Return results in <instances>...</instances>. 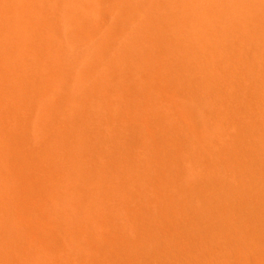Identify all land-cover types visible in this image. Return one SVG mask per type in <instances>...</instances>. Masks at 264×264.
Returning <instances> with one entry per match:
<instances>
[{
    "label": "bare ground",
    "instance_id": "bare-ground-1",
    "mask_svg": "<svg viewBox=\"0 0 264 264\" xmlns=\"http://www.w3.org/2000/svg\"><path fill=\"white\" fill-rule=\"evenodd\" d=\"M49 3L38 0L32 7L48 10ZM90 3L79 4L77 19L84 17L83 9L108 5ZM29 7L28 0H0V9ZM22 35L0 39V264H264V122L256 120L264 112V94L253 86L255 100L223 97L234 91L233 73L238 76L245 61L224 68L204 65L199 72L197 62L209 61L212 50L220 53L215 42L212 48L193 44L190 34L143 39L150 46L139 50L141 59L130 69L141 76L107 82L96 62L112 39H102L97 61L79 66L94 87L70 106L63 99L77 80L72 86L58 51L37 76L15 70L19 62L6 45L25 54L26 69L27 55H43L41 43L55 48L48 36ZM163 48L171 55L169 66L160 69ZM186 58L203 86L201 99L219 96L227 118L235 114L236 122L213 130L217 138L232 135L233 142L210 150L200 137L207 108L180 85L177 66ZM243 183L241 197L227 199ZM195 196L204 204L193 205ZM244 196L247 210L236 205Z\"/></svg>",
    "mask_w": 264,
    "mask_h": 264
},
{
    "label": "rangeland",
    "instance_id": "rangeland-1",
    "mask_svg": "<svg viewBox=\"0 0 264 264\" xmlns=\"http://www.w3.org/2000/svg\"><path fill=\"white\" fill-rule=\"evenodd\" d=\"M17 1L20 2V0ZM61 1L63 2V4H61ZM94 1L95 0H49L50 3L48 5H51L48 7L49 9L42 10L32 7L38 4V0H28L31 7L26 10L12 11L7 9H0V39H12L14 36L23 37L22 34H36L48 36L47 39L56 40V43L54 45L55 48L53 49H45L44 44L41 43L43 55H38L35 53L27 55L26 58L28 59L29 63L27 69L23 67L21 63L23 61V58H25V54L21 51L14 50L10 45H6L5 49L9 51L10 55L15 61L19 62L15 65V70L17 72L27 71L28 74L37 76L41 72L40 68L43 62H45L49 57H51V55L55 54L58 51L60 57H58L59 59L64 60L65 62L67 59H69L71 62H73L72 65L71 62L67 60L66 64H64V61L59 60L60 64H62V66L60 65L61 68L64 69L65 72L67 71V74L69 73V76L72 80V86L75 85L74 83L76 80L77 81L75 87L81 85L83 86L81 88H70L69 96L64 97V102L69 104L70 106H73L78 100V96L80 97L81 94L85 90H87L89 86L94 87V83H92L91 85V82L87 81V83L86 80H84L86 79L85 76L80 73V69L82 71L83 68L80 67H83L85 64H88L90 62L97 61L99 50L101 49V47H103L102 39L112 40L110 41V43H106L108 45V48L106 47L105 51L101 53L103 54L101 58L102 60L96 62L99 64L97 70L100 71L98 72L100 74L98 75L109 76H106L107 82H109V79L113 81L114 78L115 82L117 80V83H128L134 80V78L141 76L134 74L135 72H131L130 69H134L133 64H135L136 59H141L139 58L141 56L139 50H142V47H148L149 45L148 41L146 40V43V41L143 39L164 41L165 39L172 38L181 39L183 37L182 35L189 36L188 34H190L188 38L187 36H185L183 37V39H189L191 37L190 39H195V41H191L193 42V44H195V42L197 43V45L199 44L202 46H206V44H209L210 48H212L211 43L214 44L215 42L216 45H214V47H216L220 51V53L216 55L215 51L212 50L211 54L214 53V55L211 59H209V61L199 60L200 62H197L198 65L196 67L197 71L203 72V68H207L204 65H209L212 68H224L226 67L224 66L225 64H228L230 66L232 63H235L236 60L246 62L245 67L239 71L238 76L233 73L235 78H238L236 84L237 88L233 87L234 91H228L223 97L227 98L229 96H235L243 97L248 101L255 100V96L250 90V88H252L253 86L259 87L260 91L264 94V42L262 44L258 43L259 40L264 41V0H197V2L195 0V3L193 2L194 0H162L163 3L160 0H156L157 3H155V0H105L108 3L107 6L98 7L93 11L83 9L82 11L84 13V17L79 19L75 17L77 15H80V5H87L90 2L92 3ZM181 2L183 4H181ZM69 3L71 5H69ZM170 3L173 5H171ZM192 3H194L195 5L196 3L198 5L200 3L202 7L196 5L198 6V8L197 10H194L196 6L194 5L193 8L191 6ZM19 4L20 3H18V5ZM156 4L158 6H156ZM163 4L164 7L159 8L160 6H163ZM165 4L167 5L166 7ZM208 4H211L209 8ZM72 6L73 8H71ZM199 7H201V9L204 8V10H201ZM205 8L207 9V11ZM65 9L68 10L66 11ZM71 9H73V11H75L76 13ZM192 9L194 10V12ZM57 10H59V12ZM178 33L180 34V36H182L181 38L178 37ZM75 36H82L84 40H80ZM85 39L90 40L86 41ZM133 39L134 42H132ZM210 39H213V41H211ZM75 40H78L80 42L75 43ZM141 40L143 41L141 42ZM70 41H72L73 43L71 42V44ZM83 43L86 45L88 43V45L92 44V49L90 50L91 46L87 45V48ZM143 43H145L144 46ZM139 44H142V46ZM94 46L95 48H93ZM78 47L80 50H78ZM79 52L82 54L80 55ZM60 53H62V55ZM92 53H94V55ZM170 55L171 52L169 48L162 49V51L160 52V69L169 66ZM174 57L176 56L174 55L173 58ZM92 58L94 61L92 60ZM197 58L199 59V57ZM87 60H89L90 62ZM191 60H193V58ZM122 61L123 64L121 66ZM179 61L181 66H177V70L180 85L185 89V93L188 97L194 98L196 95H198L200 104L207 108V115L204 119L206 130L200 133V137H205V143L207 146H209L210 150L214 149L221 143L233 142L232 135H228L226 137L220 136L217 138L219 132L213 130L218 131L222 129L228 121L236 122L234 121L235 114L229 119L227 118L225 112L220 109V104L224 101H222L219 96L213 95V97L208 101H206L205 99H201V95L204 96V92H201L203 86H201V84L197 85V80L192 77V70L190 68L189 62L190 60L186 58L179 59ZM128 63L131 66L128 65ZM69 66L75 68H71ZM68 67L69 69H66ZM200 67H202V69ZM70 68L73 71L70 70ZM107 70L109 72H107ZM69 71H72V74ZM76 72L79 74H75ZM114 74L117 75L113 77ZM130 74L134 78L128 77L130 76ZM73 76H77L76 79ZM82 78L83 80L81 81ZM225 79L233 81L231 75H228ZM79 81L84 82L81 83ZM75 89H77L78 92L75 91ZM72 97L75 98L73 99V101L71 99ZM215 99L216 101L214 102ZM220 101L222 102L220 103ZM213 114H217L216 121L209 118ZM253 117H255V115H253ZM256 120L259 123L264 122L263 111L257 113ZM237 127L238 125L235 124L232 128L234 129ZM262 127H264V125ZM244 129L246 128L244 127ZM248 161L250 162V157L248 158ZM189 177L191 178V174H189ZM246 189L247 184L243 183L239 187L238 194L232 195L227 199L231 200L237 197H241V190L245 191ZM245 198L246 196H244L242 200L240 199L239 201H237L236 205L239 206L240 209L247 210L248 205H246L247 202ZM192 199L193 205L201 206L204 204V200L199 198L198 196H195ZM226 205L230 206L229 204Z\"/></svg>",
    "mask_w": 264,
    "mask_h": 264
}]
</instances>
